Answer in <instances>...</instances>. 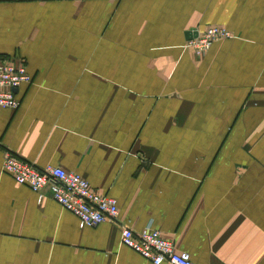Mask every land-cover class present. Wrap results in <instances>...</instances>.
<instances>
[{
  "label": "crops",
  "instance_id": "1",
  "mask_svg": "<svg viewBox=\"0 0 264 264\" xmlns=\"http://www.w3.org/2000/svg\"><path fill=\"white\" fill-rule=\"evenodd\" d=\"M209 26L231 36L197 57L187 33ZM0 56L31 76L0 108V264H152L122 226L264 264V0H0ZM5 151L82 175L116 221L39 203Z\"/></svg>",
  "mask_w": 264,
  "mask_h": 264
},
{
  "label": "built area",
  "instance_id": "2",
  "mask_svg": "<svg viewBox=\"0 0 264 264\" xmlns=\"http://www.w3.org/2000/svg\"><path fill=\"white\" fill-rule=\"evenodd\" d=\"M230 36L231 33L221 26H209L196 37L189 39L187 47L195 56L200 57L209 50L213 42ZM30 82L31 76L27 72L24 59L0 56V108L16 109L19 100L15 90ZM2 170L16 183L26 185L35 192L39 203L49 193L53 200L77 217L81 228L114 222L117 219L116 200L92 188L78 173L60 166L39 168L11 151L4 153ZM120 240L124 246L152 264H195L187 252L178 251L172 240L164 238L159 230L151 227L136 232L128 226H122Z\"/></svg>",
  "mask_w": 264,
  "mask_h": 264
},
{
  "label": "water",
  "instance_id": "3",
  "mask_svg": "<svg viewBox=\"0 0 264 264\" xmlns=\"http://www.w3.org/2000/svg\"><path fill=\"white\" fill-rule=\"evenodd\" d=\"M189 36H188V39H191V38H193V37H196L197 36V32L195 31V32H188L187 33ZM16 91V90H15Z\"/></svg>",
  "mask_w": 264,
  "mask_h": 264
}]
</instances>
